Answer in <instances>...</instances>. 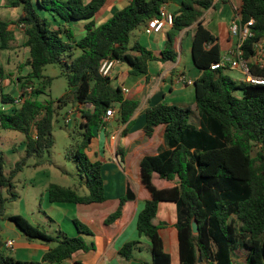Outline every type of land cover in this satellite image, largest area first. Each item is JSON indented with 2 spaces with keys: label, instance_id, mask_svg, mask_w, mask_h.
Here are the masks:
<instances>
[{
  "label": "trees",
  "instance_id": "obj_1",
  "mask_svg": "<svg viewBox=\"0 0 264 264\" xmlns=\"http://www.w3.org/2000/svg\"><path fill=\"white\" fill-rule=\"evenodd\" d=\"M5 1L9 8L21 12L11 21L0 17V51L14 50L16 38L11 25L21 26L30 71L21 84L18 96L23 104L19 109L4 110L15 98L4 94L0 87V129L21 133L26 150L9 177L4 176L0 151V222L4 217L26 240L51 247L40 261L23 262L11 255L0 238V264H61L77 252L90 250L81 236L69 238L58 232L50 237L21 216L5 217L6 202L16 199L11 178L29 158L40 157L53 146L54 119L61 109L72 108L78 115L74 119L77 140L67 158L75 162L80 187L88 193L80 195L71 188L52 184L46 190L48 200L85 206L102 203L103 163L92 161L86 149L95 130L104 125L108 109L116 111L120 122L129 127L139 103L126 98L123 89L112 84L113 78L103 77L100 66L105 60H115L128 67L125 76L147 75L151 61H176L174 41L185 29L192 31L191 56L200 73L193 82L195 108L159 103L145 110V136L152 137L156 127L164 126L166 149L155 156H144L139 162L140 181L150 198L138 214L137 231L150 243L152 264H170L159 235L157 211L160 203H173L179 264H233V255L240 250L246 255L244 264H264V86L236 82L225 71L210 69L221 53L217 38L206 28L203 18L213 0H177L173 24L163 29L166 42L158 55L132 43L130 34L174 0H131L98 26L94 18L106 0ZM234 11L242 22H254L252 36L242 46L243 58L252 75L264 78V66L260 65L264 58L259 61L255 55V45L264 40V0H239ZM80 23L82 35L72 28ZM58 62L62 63L60 71L67 93L56 101L40 102L37 96L45 93L52 82L43 74L44 68ZM236 90L242 92L239 99L232 94ZM134 201L135 195L127 189L117 210L102 225L108 227L127 219ZM193 219L198 224L197 235L191 232ZM74 224L80 235H93L85 225L77 221ZM137 244L126 243L119 255L128 258Z\"/></svg>",
  "mask_w": 264,
  "mask_h": 264
},
{
  "label": "crops",
  "instance_id": "obj_2",
  "mask_svg": "<svg viewBox=\"0 0 264 264\" xmlns=\"http://www.w3.org/2000/svg\"><path fill=\"white\" fill-rule=\"evenodd\" d=\"M230 1L213 0L212 7L215 9L220 2L230 3ZM128 3V0H106L104 7L100 10L101 12L99 11L100 15L99 12L97 14L100 17L98 20L105 22L116 9L123 8ZM172 3L177 6V11V0ZM230 5V9L231 7L232 9L235 8L232 4ZM3 7L8 8L6 1L0 0V11ZM103 9L104 11H102ZM20 12V9H18L14 16V12L9 11L7 18L4 20H14ZM234 13V9L233 14H231V11L228 12L224 23L219 24V26L211 25L213 29H210L212 18H209V21L204 19L206 28L217 38L221 52L235 44V40L230 38L227 28ZM222 26H225V28ZM72 28L76 34H83V23L76 24ZM11 30L15 33L19 30L22 31L16 25H11ZM188 30L182 31L174 41L175 62L151 61L148 64L147 75L139 76H125L128 67L122 71L117 68L119 63L114 68L113 80L117 81L115 86L128 89L129 92L124 94L125 97L137 101L139 105L131 118L129 127H127V123L122 124L120 122L117 112L114 111V117L104 123L103 127L95 130V136L86 150V154L92 161L103 163L102 177L105 200L102 203L86 206L53 204L49 202L47 192L42 196L39 206L40 212L54 226L53 236H56L58 232L69 238L81 236L90 247V250L77 252L61 264H152L150 243L143 235H139L136 228L138 214L143 209L145 201L150 198V194L140 181L139 162L144 156L159 154L166 149V145L164 142V126L156 127L152 137L145 136L143 131L144 115L148 107L159 103L195 108L193 84L187 85L176 82V78L179 76H183L186 80L192 82L200 76L199 71L193 65L191 56L192 33L188 36L183 35ZM20 34L23 36V33L20 32ZM163 35L164 31L154 35L159 40V50V43L163 44L164 41ZM146 48L153 51L149 46H146ZM158 53L155 54L158 55ZM231 71H237L240 74L239 81L236 82L243 81L244 76L239 70ZM124 132L126 133L124 134ZM127 189L135 195V201L128 218L123 221L117 220L110 226L104 227L102 225L103 220L117 210L119 200L126 194ZM157 219L160 223L159 235L163 242L164 252L170 256V264L171 259L175 264L173 255L176 253L178 260L176 264H179L178 239L175 227L177 223L176 205L173 203H160ZM75 221L85 225L93 235H80L74 224ZM7 223L4 228L7 231L6 238L1 240L3 242L7 240L14 241V249L11 251V255L23 262L40 261L51 245L40 241H28L9 222ZM129 242H137L138 244L128 258L121 257L119 255L120 249ZM245 259V253L240 250L233 255V264H244Z\"/></svg>",
  "mask_w": 264,
  "mask_h": 264
},
{
  "label": "rangeland",
  "instance_id": "obj_3",
  "mask_svg": "<svg viewBox=\"0 0 264 264\" xmlns=\"http://www.w3.org/2000/svg\"><path fill=\"white\" fill-rule=\"evenodd\" d=\"M88 0H85L87 3ZM232 6H237L239 0H231L230 3L220 2L219 5L211 7L209 12L204 13L205 21H209L212 18V24L210 29H213L211 25H218L224 23L225 17L228 12L233 14ZM224 7V8H223ZM177 6L170 2L167 6V10L174 14ZM13 11L14 16L18 9L1 8L0 17L7 18L8 12ZM104 11V9L102 10ZM101 12V11H100ZM99 12V15H100ZM42 16L45 14L41 13ZM100 17L95 16L94 24L96 26L101 25L103 20H98ZM15 20V19H14ZM225 28V26H222ZM144 25L139 26L130 34V40L132 43L138 42L142 46H149L154 53L160 52L165 47L166 36L163 35V44L159 43L160 50L158 48V39L153 35L147 36L143 32ZM216 30V29H214ZM213 30V31H214ZM22 31L14 32L16 38V45L14 50L10 52L0 51V80L1 88L4 94L16 98L21 89V84L24 82V78L27 77L30 69L26 66V60L28 58V50L24 46V37ZM192 31L189 29L184 32V36H188ZM78 54V52L76 53ZM62 63H55L48 65L44 68L43 74L52 78V82L46 87L45 93L37 96V100L40 102L56 101L61 96L67 93V84L65 78L61 75L60 65ZM117 68L124 71L127 68L125 64L119 63ZM232 80L239 81L240 74L237 71H225ZM21 81H20V80ZM116 80H113L112 84L115 86ZM35 85L38 82H34ZM129 85V84H128ZM236 98H241L242 92L236 90L233 93ZM68 110L61 109L57 117L53 122L52 137L53 146L42 154L40 157H31L27 160L20 172L11 178L12 192L16 195V199L13 201H7L5 204V217L11 215H18L24 218L29 224L42 230L46 235L54 237L53 225L45 216L40 212L41 198L45 195L49 185H58L62 187L71 188L76 190L80 195H86L88 191L80 187V173L76 167L75 162L72 159L67 158V153L77 140L75 134L76 126L75 120L65 123V118ZM194 123H197V119H193ZM111 128V126H109ZM24 136L21 133L2 130L0 129V151L4 157V176L9 177L11 171L14 169L15 164L22 160L26 156ZM87 150V149H86ZM4 197H7L5 191L2 192ZM2 218L0 238L4 240L7 235V231L4 228L7 226L8 221H4ZM174 256V263H178L176 253ZM171 264H173L171 259Z\"/></svg>",
  "mask_w": 264,
  "mask_h": 264
},
{
  "label": "built area",
  "instance_id": "obj_4",
  "mask_svg": "<svg viewBox=\"0 0 264 264\" xmlns=\"http://www.w3.org/2000/svg\"><path fill=\"white\" fill-rule=\"evenodd\" d=\"M131 1V0H128ZM222 1H229V0H222ZM174 14L168 12L167 5H163L159 9V14L157 17L153 18L149 22H147L144 26L143 32L147 36H152L155 34H159L163 31L165 27H171L173 24ZM253 20H249L247 22H242L239 14L236 12L234 13L233 17L231 18L227 28H228V34L230 38L235 40V44L220 53V59L217 63L211 65L210 69L215 70H239L243 77V82L251 85H262L264 86V78L256 77L252 75L249 71L248 64L243 58V51L242 46L243 43L252 36V30L251 27L253 26ZM19 29H21V26H18ZM256 50V57L259 61H261V58H264V40L257 43L255 45ZM261 63V62H259ZM118 64L115 60H105L102 62L99 72L103 77H109L113 78V72L115 66ZM261 66H264V63L260 64ZM176 82L178 83H185L187 85L193 84L192 81L186 80L183 76H179L176 78ZM0 87H1V80H0ZM31 88H27L26 91L30 92ZM129 92L128 89H123V93L127 94ZM23 104V99L17 96L13 102L8 105L4 110L6 112H11L13 110L19 109ZM115 115L114 110L108 109L105 112V115L103 117V123H106L110 119H112ZM77 112L74 109H69L66 118L65 123L68 124L70 121L74 120L75 117H77ZM104 125L101 124L99 127H103ZM4 246L7 250L12 251L14 249V241L7 240L4 242Z\"/></svg>",
  "mask_w": 264,
  "mask_h": 264
},
{
  "label": "water",
  "instance_id": "obj_5",
  "mask_svg": "<svg viewBox=\"0 0 264 264\" xmlns=\"http://www.w3.org/2000/svg\"><path fill=\"white\" fill-rule=\"evenodd\" d=\"M191 232L193 235H197L198 234V224H197V221L196 219H193L191 221ZM200 262V258L198 260Z\"/></svg>",
  "mask_w": 264,
  "mask_h": 264
}]
</instances>
